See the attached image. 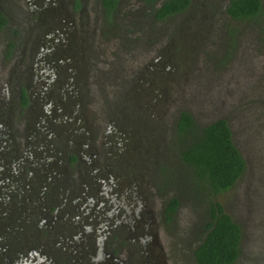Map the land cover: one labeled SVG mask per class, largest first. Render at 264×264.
Instances as JSON below:
<instances>
[{
  "label": "rangeland",
  "instance_id": "1",
  "mask_svg": "<svg viewBox=\"0 0 264 264\" xmlns=\"http://www.w3.org/2000/svg\"><path fill=\"white\" fill-rule=\"evenodd\" d=\"M6 3L10 25L23 31L19 47L28 32L25 25L33 18H25V10L34 0ZM82 7L79 14L73 11L66 17V31L59 37L65 52L56 76L66 81L63 93L55 84L50 97L39 93L40 80L32 83L29 73L25 82L31 84V105L19 108L13 90L0 81L5 102L0 108V139H9L17 155L25 154V144L31 141L27 160L38 144L40 154L47 148L55 153L65 144L80 153V162L93 161L98 173L107 170L101 175L134 170L136 180L143 182V204L155 209L151 218L168 264H197L192 249L204 232L206 204L176 152L173 120L181 109L200 126L224 118L244 160L234 183L213 195L240 227L238 255L230 264H264V30L249 21H223L222 26L219 11L204 29L185 20V12L156 19L140 9L137 0H122L107 17L96 0H83ZM46 24L50 21L39 28ZM7 36L8 28L0 31V79L1 71L7 72L11 86L13 72L27 56L18 59L19 65L8 66L9 56L2 57ZM155 59L168 70L147 73L150 79L145 72ZM46 69L51 82L53 68ZM151 82L161 84V92ZM44 85L47 90V81ZM121 105L128 119L116 115ZM142 119L146 122L137 123ZM173 195L178 205L164 218L162 207ZM141 209L139 221L149 215Z\"/></svg>",
  "mask_w": 264,
  "mask_h": 264
},
{
  "label": "flooded vegetation",
  "instance_id": "2",
  "mask_svg": "<svg viewBox=\"0 0 264 264\" xmlns=\"http://www.w3.org/2000/svg\"><path fill=\"white\" fill-rule=\"evenodd\" d=\"M121 1L96 0V3L107 17L116 11ZM137 1L140 2V9L145 8L156 19L185 12V20L199 29L211 26L213 17L219 11L222 26L223 21L243 24L249 21L264 30V0H259V13L246 17L230 14L227 10L229 0H186L179 10L159 17L155 16V10L163 0ZM82 4L83 0H34L33 6L29 3L24 17L33 18L30 26L25 25L28 32L17 47L23 31L10 25V16L6 12L8 5L6 0L4 3L0 0V31L8 28L2 57L9 56L11 63L8 66L12 64L13 68L19 65L18 59L27 56L25 62L19 65V71L13 72L11 86L8 85L9 74L1 71L4 78L0 81H4L8 91L13 90L19 108L31 105V84L25 82L29 73L28 79L32 83L40 80L37 87L41 88L39 93L45 92V96L50 97L53 84L63 93L66 81L62 82L56 76L65 52L59 37L61 30L64 32L67 26L66 17L73 11L79 14ZM49 21V25L39 28ZM43 39L47 45L43 44ZM156 60L147 65L149 71L145 74L168 70ZM29 61L32 63L29 64ZM47 66L53 68L51 82L50 78H46ZM146 77L151 79L148 74ZM46 81L49 84L47 90ZM151 83L154 90L161 88V84ZM4 104L0 98V108ZM38 108L42 112L47 111L41 105ZM122 108V105L115 108L119 118L121 113L126 116ZM179 112L175 115L174 124ZM141 122L146 120H137V123ZM173 138L177 141L175 134ZM6 140L8 145L5 144L7 141L0 139V264H168L162 239L154 230L156 222L151 218L155 209L148 210L143 204V182L136 180L134 170H118L112 172V176L101 175L107 170L98 173L93 161L80 162L83 157L76 149L59 143L57 152L47 148L41 154L37 150L41 146L38 144L32 152L34 154H28L33 161L30 158L27 160L24 158L27 147L34 146L31 141L25 144V154L17 155L10 140ZM123 143L118 142L121 148L126 147L128 142ZM136 190L139 191L137 194ZM173 196L178 200L177 196ZM140 208L147 210L149 215L139 221ZM163 216L166 217L165 212Z\"/></svg>",
  "mask_w": 264,
  "mask_h": 264
},
{
  "label": "trees",
  "instance_id": "3",
  "mask_svg": "<svg viewBox=\"0 0 264 264\" xmlns=\"http://www.w3.org/2000/svg\"><path fill=\"white\" fill-rule=\"evenodd\" d=\"M186 0H163L155 16L179 10ZM227 10L234 16L256 15L261 10L259 0H229ZM176 152L191 175L195 191L206 204L207 220L200 241L193 247L192 255L197 264H230L239 251L240 227L223 211L213 195L234 183L244 168V160L230 137L224 118H216L204 125H197L187 110H181L175 122ZM178 204L176 197L164 206L166 218Z\"/></svg>",
  "mask_w": 264,
  "mask_h": 264
}]
</instances>
